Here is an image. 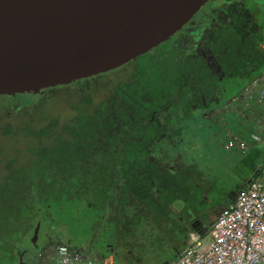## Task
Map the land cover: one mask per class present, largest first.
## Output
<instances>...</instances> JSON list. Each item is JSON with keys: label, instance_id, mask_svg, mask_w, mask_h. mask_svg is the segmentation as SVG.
I'll list each match as a JSON object with an SVG mask.
<instances>
[{"label": "trees", "instance_id": "obj_1", "mask_svg": "<svg viewBox=\"0 0 264 264\" xmlns=\"http://www.w3.org/2000/svg\"><path fill=\"white\" fill-rule=\"evenodd\" d=\"M211 1L192 25L152 51L116 70L60 87L67 92L62 104L65 118L35 117L53 96L49 92L59 87L0 96L13 99L5 109L10 124L0 127L1 242L12 227L26 223V231L29 223L40 221L33 214L41 213L46 176L57 179L51 181L53 186L47 184L52 192L66 193L73 200L82 191L81 208L97 213L99 230L119 229L117 240L126 242L132 236L143 243L148 232L153 237L156 232L196 230L192 223L199 217L193 213L185 222L181 209L188 211L205 201L202 193L194 194L207 178L198 173L196 161H189L188 166L175 164L179 160L171 153L172 134L223 107L264 70V0L260 4L258 0ZM24 96L35 98L21 103ZM237 115L250 117L237 110L225 112L210 124L208 133H217V138L221 133L223 139L231 132L245 137L234 118ZM261 136L264 143V130ZM254 149L226 161L228 168H239L235 194L264 170V148L253 153ZM61 182L77 185L63 187ZM189 197L192 203L187 206ZM231 199L226 198L222 207ZM52 202L44 208L51 210ZM222 209L208 215L209 224ZM47 233L56 236L55 244L71 243L60 238L63 235L53 224L45 225L46 242L50 241ZM33 245L21 250H27L22 258L38 261L40 249L37 243ZM173 247L176 252L164 256L166 261L185 243ZM115 259L120 264L121 257Z\"/></svg>", "mask_w": 264, "mask_h": 264}, {"label": "water", "instance_id": "obj_2", "mask_svg": "<svg viewBox=\"0 0 264 264\" xmlns=\"http://www.w3.org/2000/svg\"><path fill=\"white\" fill-rule=\"evenodd\" d=\"M207 2L0 0V96L116 70L168 41Z\"/></svg>", "mask_w": 264, "mask_h": 264}, {"label": "rangeland", "instance_id": "obj_3", "mask_svg": "<svg viewBox=\"0 0 264 264\" xmlns=\"http://www.w3.org/2000/svg\"><path fill=\"white\" fill-rule=\"evenodd\" d=\"M216 1L218 0H215V3H217ZM260 1L257 4H260ZM207 3L211 4L212 1L209 0ZM196 19L197 14L189 21L188 24H186V26L192 25ZM262 47H264V44ZM49 93L53 94V96L45 103V110L35 115L36 118H40L44 115H50L52 118L66 115L65 111L62 109L65 106L62 104L65 102L63 98L67 95V92L62 91L59 87ZM34 98L35 96H24L21 99V103L29 104ZM11 101H13V99L0 97V127L6 125L9 126L10 124V122L7 121L5 109ZM239 103L240 99H238V104ZM238 104L235 108H232L230 112L237 110L240 113L247 114L248 111H246L244 106L242 107L239 104V108ZM7 112H9L7 114L12 113V111L10 112L9 110H7ZM224 112L225 109L221 107L217 110L214 109L201 118H196L197 121L193 123L190 122L189 125L182 126L179 130L173 132L172 134V141H174L175 145L171 149V153H174V156L177 157V160H179V162H176L175 164L178 166L180 163H183L186 164L185 166H188L187 163L196 161L200 167V171L198 173L207 178V180H205L206 185H202V187L198 186L196 189L197 192L195 191L196 194H194L200 195L202 193L201 195L205 198V201L201 202L197 206L194 205L190 207V210L188 211L181 209V215L184 217L185 222H188V218L194 213V215L199 217L197 219L206 229L210 225L208 215L215 213L218 207H220L219 209L222 208L226 202V198L230 196L232 190L236 187L237 183L240 182V176L238 175L239 168H235L233 170L232 168H228L226 164V161H232L234 158L240 157V155L237 151L232 154H228L224 151V143L226 141L221 136V133L218 135V138L217 133H214L216 137L212 133H208V130H211L210 124L216 123L215 120H218L219 117L224 115ZM63 118H65V116ZM234 118H237L236 122H239L237 126H242L244 129L249 128L248 121L250 117L243 120L237 115ZM13 122L18 123L16 119H14ZM38 122L39 120H36L35 124L37 125ZM230 135H233L232 132ZM247 140H249L248 137ZM211 142L216 143V146ZM259 144H257L258 146L255 145L253 153L264 148V143ZM222 152L226 155L223 156ZM226 157H230L231 160H227ZM183 164L176 168L180 169ZM258 177H264V170ZM52 180L57 179L55 177L52 178L51 176L45 177V195L40 203V207H42L40 213L41 217L40 214H33V218L39 216V218H41L40 221L36 220L34 223H29L28 230L26 231L24 227L26 223L20 224V228L12 227L9 230L11 233L7 236V238L3 242L0 241V264H38L36 259H34V261H28L25 257H23L22 261L20 260L23 253V251L21 252L22 249H31L34 247L31 240L38 222L40 223V231L35 243L38 244L40 249L38 252L39 256H42L48 247L45 246V225L53 224L54 228L58 230L61 235L65 236L60 237L63 241H67V239H69L72 244L80 245L82 250L89 251L90 249H100L102 246L109 243L113 246V249L119 253L121 257L120 264H153L156 260L164 258L175 243L183 244L185 239L186 245L190 235L198 234V230H190L188 233H186V231H182L179 234H175L174 231H167L162 235H159L156 232L157 236L155 235L150 237V232H148L146 235L147 238L143 243L140 242L138 238H133L132 236L128 237V241L126 242H124L122 238L117 240V230L119 229L116 230L111 227L109 230H99L95 225L97 213H91L88 208H84L85 206L81 208L82 204H79V196L83 194L82 191H79V196L72 200L66 193L52 192L51 189H49L50 186H47V184L53 186L51 184ZM73 185H77V183L71 182L67 185L65 182H61L60 184V186L63 187ZM53 193H55L54 196L56 199L52 198ZM51 199L54 200V202L51 203L52 209L47 210L44 207ZM55 201L57 202L56 204H54ZM191 203L192 199L189 197L187 206ZM21 221L23 220L21 219ZM174 226L176 228L180 227L179 225ZM46 236L50 239V241H47L46 244H50L52 241L57 243V238H54L56 236H51L49 233H47ZM104 250L105 248L100 249V251H102L106 256L105 261L112 260V255L107 251L104 252ZM20 252L21 254L19 256L18 254ZM29 257L32 258L33 256L29 255Z\"/></svg>", "mask_w": 264, "mask_h": 264}, {"label": "built area", "instance_id": "obj_4", "mask_svg": "<svg viewBox=\"0 0 264 264\" xmlns=\"http://www.w3.org/2000/svg\"><path fill=\"white\" fill-rule=\"evenodd\" d=\"M238 99L239 104L250 115V118L247 116L249 128L242 129L245 137L226 134L224 151L228 154L237 151L242 157L263 141L261 131L264 130V70L237 97L221 108L230 112L238 104ZM253 111H257L258 115L252 113ZM197 233L190 235L185 247L169 264H264V177L251 180L239 190L230 204L219 212L216 220L203 232ZM38 262L113 264L111 261H100L73 250L66 244L48 245L45 253L38 257Z\"/></svg>", "mask_w": 264, "mask_h": 264}, {"label": "flooded vegetation", "instance_id": "obj_5", "mask_svg": "<svg viewBox=\"0 0 264 264\" xmlns=\"http://www.w3.org/2000/svg\"><path fill=\"white\" fill-rule=\"evenodd\" d=\"M209 1V0H208ZM207 4V3H206ZM248 184V183H247ZM236 187H237V185H236ZM236 187L232 190V192L230 193V194H234L235 195V190H236ZM233 199V196H231L230 195V199ZM231 199V200H232ZM220 208V207H219ZM223 208V207H222ZM221 208V209H222ZM192 226L193 227H195V229L196 230H198V232H203L206 228H204L203 227V225H201V223H200V221L197 219V220H195L193 223H192ZM188 233V232H187ZM186 238V237H185ZM54 243V242H53ZM53 243H50V244H47V245H51V244H53ZM55 244V243H54ZM45 245H46V242H45ZM67 245V244H66ZM106 245V244H105ZM68 247H70L71 249H73V250H77V251H83L82 249H81V247H80V245H74V244H72V243H70L69 245H67ZM106 247L107 248H105V250H104V252H109L111 255H112V260H110L113 264H117V260L115 259L116 258V256H118L119 255V253L117 252V251H115L114 249H113V246H111L110 244H107L106 245ZM100 249H104V248H100ZM100 249H95V250H89V251H87L88 253H90L89 255L91 256V257H94V258H96L97 260H100V261H103V260H105V258H106V256H105V254L102 252V251H100ZM85 251V250H84ZM27 252V250H25V251H23V253H22V255H24L25 253ZM176 252V248H172L171 249V252L170 253H168L169 255L170 254H174ZM120 256V255H119ZM166 257H164V258H162V259H160V260H156L153 264H164L165 262H166V259H165ZM168 258V257H167ZM20 260L22 261V259H21V257H20Z\"/></svg>", "mask_w": 264, "mask_h": 264}, {"label": "clouds", "instance_id": "obj_6", "mask_svg": "<svg viewBox=\"0 0 264 264\" xmlns=\"http://www.w3.org/2000/svg\"><path fill=\"white\" fill-rule=\"evenodd\" d=\"M45 246H48L47 244ZM183 249V248H182ZM23 256V255H22ZM22 256H21V259H22ZM38 256H39V253H38ZM173 259V258H172ZM171 261V260H170ZM170 261H166L167 264H169ZM23 264V263H22Z\"/></svg>", "mask_w": 264, "mask_h": 264}, {"label": "crops", "instance_id": "obj_7", "mask_svg": "<svg viewBox=\"0 0 264 264\" xmlns=\"http://www.w3.org/2000/svg\"><path fill=\"white\" fill-rule=\"evenodd\" d=\"M264 49V48H263ZM50 243H52V242H50ZM184 243H186V241H184ZM49 244V243H48ZM54 244V243H53Z\"/></svg>", "mask_w": 264, "mask_h": 264}]
</instances>
